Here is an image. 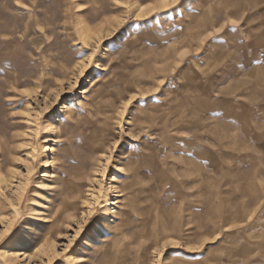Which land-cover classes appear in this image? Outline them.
Listing matches in <instances>:
<instances>
[{
	"label": "rangeland",
	"instance_id": "374dc122",
	"mask_svg": "<svg viewBox=\"0 0 264 264\" xmlns=\"http://www.w3.org/2000/svg\"><path fill=\"white\" fill-rule=\"evenodd\" d=\"M262 1L0 0V264H264Z\"/></svg>",
	"mask_w": 264,
	"mask_h": 264
},
{
	"label": "crops",
	"instance_id": "0c3cea01",
	"mask_svg": "<svg viewBox=\"0 0 264 264\" xmlns=\"http://www.w3.org/2000/svg\"><path fill=\"white\" fill-rule=\"evenodd\" d=\"M262 3L263 4L260 6V8L264 7V0L262 1ZM259 12H261V11H259ZM230 20H231V22L235 21L234 18H231ZM230 20H229V23H227V28L229 27L231 29H237L239 27V25L238 24H236V25L232 24L230 22ZM225 27L226 26H223V28H221L219 30V32H218L219 35L225 31ZM249 45L252 48L251 51H254L253 46L258 47L257 46V40L249 42ZM249 63H250V69L239 74V76H237V79H236V77L226 78L225 79L226 81L224 83H222L220 86L221 90L222 91H228L230 88L234 89V87H232V86H235V83H237V81L240 83L242 81H244V82H249L251 80L255 81L256 78L260 79L261 77L264 79V53L260 52L259 56L256 54L254 57L250 58ZM230 80L232 81V83L230 82ZM258 102L259 101L252 102V103H258Z\"/></svg>",
	"mask_w": 264,
	"mask_h": 264
},
{
	"label": "snow or ice",
	"instance_id": "6c2138e0",
	"mask_svg": "<svg viewBox=\"0 0 264 264\" xmlns=\"http://www.w3.org/2000/svg\"><path fill=\"white\" fill-rule=\"evenodd\" d=\"M179 2H180V0H172L173 4H178ZM165 3H168V0H165ZM235 23H236V21H232V24H235ZM131 103H132V101L129 100L128 104H131Z\"/></svg>",
	"mask_w": 264,
	"mask_h": 264
},
{
	"label": "bare ground",
	"instance_id": "6f19581e",
	"mask_svg": "<svg viewBox=\"0 0 264 264\" xmlns=\"http://www.w3.org/2000/svg\"><path fill=\"white\" fill-rule=\"evenodd\" d=\"M110 205H111V204H110ZM112 205H113V204H112ZM112 205H111V206H112Z\"/></svg>",
	"mask_w": 264,
	"mask_h": 264
}]
</instances>
